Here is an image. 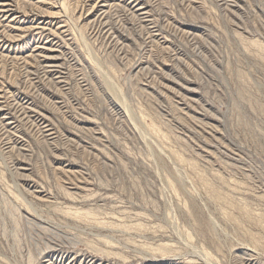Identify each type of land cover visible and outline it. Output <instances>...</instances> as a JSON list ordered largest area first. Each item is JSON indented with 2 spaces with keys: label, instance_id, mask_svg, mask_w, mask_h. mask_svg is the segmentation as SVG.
<instances>
[{
  "label": "rangeland",
  "instance_id": "rangeland-1",
  "mask_svg": "<svg viewBox=\"0 0 264 264\" xmlns=\"http://www.w3.org/2000/svg\"><path fill=\"white\" fill-rule=\"evenodd\" d=\"M0 264H264V0H0Z\"/></svg>",
  "mask_w": 264,
  "mask_h": 264
}]
</instances>
